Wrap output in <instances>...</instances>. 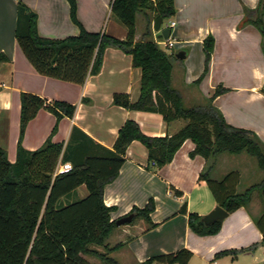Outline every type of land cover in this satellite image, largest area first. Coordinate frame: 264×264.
Here are the masks:
<instances>
[{"label": "crops", "instance_id": "1", "mask_svg": "<svg viewBox=\"0 0 264 264\" xmlns=\"http://www.w3.org/2000/svg\"><path fill=\"white\" fill-rule=\"evenodd\" d=\"M18 1L37 13L39 35L64 38L79 32L70 18L67 0H0V52L9 57L8 61L0 62V147L7 151L11 162H15L17 156L23 92L38 94L48 103L63 100L76 105L72 118L65 115L57 118L46 108L40 109L21 139L28 150L38 149L51 138L65 147L71 140L76 147L82 144L81 150L77 148L80 158L87 154L103 155L105 152L98 145L112 150L119 129L127 119L135 120L149 136L172 135L185 125L184 119L168 123L160 113L130 110L113 103L115 92L127 93L132 101H137L141 92L142 70L133 66L131 55L120 48H106L99 73L88 75L82 84L36 71L15 37ZM111 2L77 0L78 19L89 31H104L124 39L127 28L112 14ZM259 4L260 0H175L176 14L163 20V26L176 22L172 28V49L176 51V45L185 44L183 48L187 50L186 58L176 57L172 72L173 83L183 91L185 103L197 99L187 101L193 91L203 100L222 85L229 90L217 96L214 105L237 127L229 119L230 113L223 103L226 95L235 91L246 104L264 105L261 91L264 35L256 25L243 24L246 11L256 10ZM251 17L255 18L256 13ZM144 31L138 34L136 29V41L142 39ZM152 32L153 38L158 40L160 32ZM209 35L215 40L209 70L201 82L194 85L205 68L203 40ZM257 122L246 129L253 130L264 142V118ZM194 148L192 140H185L173 159L157 168L154 162H148V149L142 142L134 140L128 146L119 174L104 186V203L114 207L111 220L128 215L134 207L144 208L150 199L154 200L155 208L149 220L139 217L113 229L105 244L109 247L121 244L110 254L119 264H136L181 248L193 253L189 264H264L263 234L256 223L264 212L261 190L254 191L246 205L229 212L214 234H196L189 226L188 214L180 212L186 204L188 212L203 217L218 205L206 180L200 178L206 160L201 155L192 157L190 153ZM243 153H221V163L210 176L220 179L231 170L238 171V192L259 183L264 172L255 166L249 158L251 155ZM66 162L71 164L60 158L58 167ZM175 189L182 195H175ZM87 193L86 186L81 185L66 200L80 199ZM252 246L255 247L248 249ZM91 248L105 251V246L92 245ZM86 258L90 264H104L97 257Z\"/></svg>", "mask_w": 264, "mask_h": 264}, {"label": "trees", "instance_id": "2", "mask_svg": "<svg viewBox=\"0 0 264 264\" xmlns=\"http://www.w3.org/2000/svg\"><path fill=\"white\" fill-rule=\"evenodd\" d=\"M70 18L79 28L77 35L64 38H50L38 34L37 13L26 3L18 1L15 37L27 59L39 73L84 83L88 75L99 73L106 48L117 47L130 54L132 64L140 67L141 92L137 101L127 93L115 92L113 103L130 110L160 113L166 122L186 120L185 125L172 135L149 136L133 119H127L119 129L118 136L103 155L81 153L73 140L65 147L48 138L35 150L26 149L21 139L26 126L42 108L57 118H72L76 105L63 100L48 103L38 94H21L20 137L15 162L8 158L7 151L0 147V264H90L86 256L99 258L104 264H119L110 254L121 244L109 247L106 240L117 226L111 220L113 206L104 203V186L113 181L125 162L128 146L139 140L148 149V162L157 168L170 162L185 140L194 142L192 157L201 155L206 163L200 178L205 179L218 205L232 212L246 205L254 191L261 190L264 201V178L257 184L238 192L240 174L231 170L220 179L210 176L214 164L209 160L221 153L240 154L245 152L257 161L264 172V142L250 129L229 123L222 111L214 105V99L229 89L218 85L214 93L203 98V102L186 104L181 89L173 83L172 72L177 60L175 51L166 52L153 38L151 24L157 18L170 19L176 14L175 0H112V14L127 28L124 39L104 31L87 30L78 19L77 0H67ZM148 14L143 38L136 41L137 14ZM256 17L252 18V14ZM256 25L264 35L263 0L256 10H247L243 24ZM158 37L162 39L159 33ZM215 40L212 35L203 40L205 68L194 81L198 85L209 70ZM9 57L0 52V62ZM264 94V86L261 89ZM71 161L69 170L59 172V159ZM85 185V197L66 200L76 189ZM181 196L180 190H174ZM155 203L150 199L144 208L134 207L133 221L139 217L150 219ZM180 212L188 214L190 228L199 235L216 233L221 220L206 225L202 216L188 212L186 204ZM132 221V222H133ZM263 234L264 212L257 220ZM105 246L104 252L91 248ZM255 246L249 247L253 249ZM193 253L181 248L168 254L152 256L136 264H189Z\"/></svg>", "mask_w": 264, "mask_h": 264}, {"label": "rangeland", "instance_id": "3", "mask_svg": "<svg viewBox=\"0 0 264 264\" xmlns=\"http://www.w3.org/2000/svg\"><path fill=\"white\" fill-rule=\"evenodd\" d=\"M150 21L149 15L144 14V13H138L137 14V23H136V29H137V33H141L143 30H145V26L144 24ZM153 23L151 24V29L153 30ZM122 25L123 28H125V26L120 23ZM147 26V25H146ZM145 32V31H144ZM144 34V33H143ZM174 37V29L172 31L171 34V38ZM143 38V35H142ZM158 40H162V39H158ZM160 47L162 49H164L166 52H171L174 51L172 48H169L168 46H166L163 43H159ZM183 46H185V44L183 45H176L175 49H181L183 48ZM190 46V45H189ZM188 46V47H189ZM179 69V68H178ZM264 86V85H263ZM189 94L187 97V101L189 102L190 100H192L194 97H196L197 99H193L192 101L194 102V104H196L197 102H203L202 98H200V96L196 93V91H193V95ZM196 100V101H194ZM223 103L226 107V109H228V112L230 113L229 119H232L234 121L235 124H237L239 127H245V128H249V126L253 125V123H258L257 121L262 122L263 118H264V105L261 104H256V105H249L246 104L242 101V99L240 97H238V93L237 92H231L229 93V95H226L224 97ZM245 155H248L247 153H243ZM221 155L219 154L217 157L215 158H211L209 160L208 164H214V168H217V166L219 165V163H221L220 160ZM252 162L255 164V166H257V161L254 157L250 156L249 157ZM213 168V169H214ZM219 170V169H217ZM212 172V171H211Z\"/></svg>", "mask_w": 264, "mask_h": 264}, {"label": "water", "instance_id": "4", "mask_svg": "<svg viewBox=\"0 0 264 264\" xmlns=\"http://www.w3.org/2000/svg\"><path fill=\"white\" fill-rule=\"evenodd\" d=\"M153 30L156 32H160L162 37L166 40L170 38V34L172 31V29L169 26H163L162 18H157L156 20H154ZM175 56L179 59H184L187 56V50L184 48L177 49L175 51ZM228 213L229 212L224 207L217 205L211 212L203 216L202 220L206 225H210L215 221L218 220L222 221L224 218L228 216ZM134 217H135V213H129L128 215L120 217L117 220H115L116 225L121 226V225L129 224L133 221ZM155 264H164V263L156 262Z\"/></svg>", "mask_w": 264, "mask_h": 264}, {"label": "built area", "instance_id": "5", "mask_svg": "<svg viewBox=\"0 0 264 264\" xmlns=\"http://www.w3.org/2000/svg\"><path fill=\"white\" fill-rule=\"evenodd\" d=\"M175 25H176V22L175 21H171L168 24H166L165 26H169L172 29V28L175 27ZM156 42L158 44L159 43H163L166 46H168L169 48H173L174 47V41L171 39V37L169 39H167V40L162 38V40H156ZM71 167H72V165L70 163L66 162V163L61 164L58 167V171L59 172L66 171V170H69Z\"/></svg>", "mask_w": 264, "mask_h": 264}]
</instances>
